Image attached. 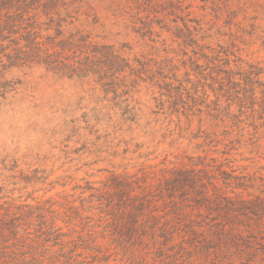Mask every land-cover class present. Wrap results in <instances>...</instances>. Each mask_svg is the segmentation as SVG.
Here are the masks:
<instances>
[{"label":"rangeland","instance_id":"obj_1","mask_svg":"<svg viewBox=\"0 0 264 264\" xmlns=\"http://www.w3.org/2000/svg\"><path fill=\"white\" fill-rule=\"evenodd\" d=\"M84 1L79 12L64 17V32L79 29L98 44L124 45L122 56L133 69L118 71L123 62L109 57V74L115 77L111 81L108 75L105 84L96 74L79 78L35 62L14 63L19 33L0 27V213L13 214L24 204L41 206L53 228L65 234L75 229L71 235L92 233L105 264H165L159 261L163 254L152 248L114 238V227L104 221L111 215L102 210L107 185L135 175L156 186L175 168L204 155L229 160L237 174L259 185L264 178V112L259 104L264 99L257 93L261 101L254 107L246 101L235 125L196 109L193 114L184 108L188 93L182 101L169 98L151 73L137 69L138 60L157 70L159 79H181L185 70L194 78L193 60L210 72L197 51L211 54L214 49L220 51V67L253 64L264 79V0ZM47 33L54 30L42 31ZM160 64L169 69L158 72ZM207 92L214 98L208 87ZM231 111L239 113L238 106L233 104ZM75 209L79 215L69 221ZM31 225L28 231L33 232ZM189 254L191 264H229L219 250L209 256ZM186 257L176 255L171 264H182ZM9 260L20 264L14 257Z\"/></svg>","mask_w":264,"mask_h":264},{"label":"trees","instance_id":"obj_2","mask_svg":"<svg viewBox=\"0 0 264 264\" xmlns=\"http://www.w3.org/2000/svg\"><path fill=\"white\" fill-rule=\"evenodd\" d=\"M84 3V0H0V27L20 36L11 60L42 64L58 75L84 78L96 74L100 83H105L111 74V56L123 62L118 71L132 70L122 56L124 45L116 48L98 44L90 39L89 33L79 29L64 32V17H69L72 10L79 12ZM51 29L53 34H42ZM217 52L220 51L212 49L209 54L204 48L197 51L210 72L204 73L198 60H193L194 78L185 70L181 79L174 77L168 81L171 78L164 75L159 79L154 75L157 70L139 60L137 69L151 73V80L158 87L166 88L169 98L182 101L184 93H188L190 101L184 108L193 114L196 109L212 119L229 120L235 125L248 107L246 101L254 107L261 101L257 93L264 99V79L261 68L253 64L244 68L240 63L232 67L227 62V68L220 67ZM228 54L231 53H225ZM158 68L162 70L158 72H163L169 65ZM110 76L113 81L115 75ZM207 87L214 98L209 97ZM233 104L238 106L239 113L231 111ZM199 105L204 109L196 108ZM259 106L264 112V100ZM236 170L229 165V160L224 162L204 155L188 167L175 168L156 186L144 176L118 180L107 185L104 192L108 197L104 198L102 210L105 215H111L104 219L105 225L114 227L116 240L132 246L136 241L147 249L152 248L157 255L163 254L160 263L171 264L174 256L188 254L186 259L182 258V264H191L189 253L203 251L209 256L219 250L229 264L236 260L239 264H264V178L255 185L254 179L237 174ZM22 207L13 214L0 213V264H10L9 259L13 257L20 264H105L106 256L100 245L95 244L92 233L71 235L77 232L73 229L65 234L60 228H53V221L48 222L44 207L33 208L28 204ZM73 215H79V211L75 209L68 215L69 221ZM31 224L35 225L33 232L28 231ZM65 235L70 239L63 240ZM55 246L58 248L52 250Z\"/></svg>","mask_w":264,"mask_h":264}]
</instances>
